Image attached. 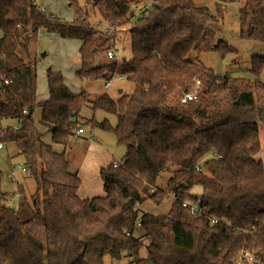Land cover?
Returning a JSON list of instances; mask_svg holds the SVG:
<instances>
[{
  "label": "trees",
  "instance_id": "1",
  "mask_svg": "<svg viewBox=\"0 0 264 264\" xmlns=\"http://www.w3.org/2000/svg\"><path fill=\"white\" fill-rule=\"evenodd\" d=\"M141 1L87 0L81 7L70 0L77 19L67 22L36 0H0V143L14 146L36 184L30 195L19 186L12 208L14 195L0 172V264H104L106 255L126 256L128 264H237L242 252L251 264H264V161L256 159L264 83L221 77L192 60L232 49L217 41L219 20L209 8L197 0H148V14H136L132 5ZM89 4L100 28L89 21ZM239 23L241 39L264 44V0H245ZM125 27L131 55L93 65ZM41 29L80 41V79L106 83L121 76L134 84L132 95L114 101L75 93L61 72L48 69L49 98L37 102L30 46ZM250 70L260 78L264 56H252ZM191 93L197 100L182 103ZM87 107L93 116L86 123L113 134L126 153L117 166L100 169L105 195L81 199L78 173L54 146L70 147ZM98 111L114 116L116 125L98 122ZM168 195L174 200L167 214H140L145 196L159 205ZM185 202H197L198 213Z\"/></svg>",
  "mask_w": 264,
  "mask_h": 264
},
{
  "label": "rangeland",
  "instance_id": "2",
  "mask_svg": "<svg viewBox=\"0 0 264 264\" xmlns=\"http://www.w3.org/2000/svg\"><path fill=\"white\" fill-rule=\"evenodd\" d=\"M52 1V0H49ZM81 7H85L87 0H77ZM42 2V1H41ZM56 8L57 16L67 22L76 20L75 11L72 7H69L70 0H53ZM245 0H240L237 3L229 5L218 6L215 0H197L199 6L207 7L211 10L213 14L218 16L219 24L216 28L217 41L223 40L229 43L232 47L231 52L228 53H217L214 51H209L202 53L200 55L193 54L192 60L195 62H200L206 65L208 68L212 69L218 76L221 77H233V78H243L250 81L259 80L264 83V73L260 78L256 79L251 73V57L254 55L264 56V44L251 41L249 39L240 38V23L239 16L242 11V7ZM152 3L148 0H143L141 2H135L132 8L135 10L136 14H148L149 10L147 8L151 7ZM88 10L90 11L91 24L98 27V23L101 21L97 12L88 5ZM48 12V11H47ZM52 13V16L55 15ZM100 28V27H98ZM101 29L110 30V27L104 24ZM121 32L116 36L118 41H116V46L121 57H129L131 55V39L129 34V28H120ZM39 32H47L44 29L39 30ZM63 40L60 37H52L50 40H44L33 38L32 44L30 46L32 61H37L36 63V86L40 80L46 79V71L48 69L59 71L65 77L66 85L73 91L77 93L88 92L91 95L99 96L105 92L104 81L91 82L88 80H82L76 76L77 69L81 66L78 51L75 50L77 44L76 41L70 40L67 43H62ZM69 47V48H68ZM109 62L107 53L100 54L99 58L93 63V65H101L102 63ZM197 88L200 84L197 82ZM119 86H124L125 91L121 94L130 96L134 92V84L128 81L126 78L124 80H117L115 77L111 82V88L107 89L110 95H115V88ZM85 112H89L90 117L93 116V112L88 109H84ZM39 110L36 112L35 116L38 117ZM95 118L98 122L104 119H109L110 123L114 126L116 125V118L105 114L102 111L96 112ZM259 124V134L260 140L263 148L259 155L256 157L257 160L264 161V124L258 121ZM87 125L85 124L84 127ZM98 129V128H96ZM87 130V129H86ZM97 134H105L110 140H113V144L118 148L117 160L120 161L121 152L125 150V146L117 142L113 134L102 131L101 129L95 131ZM88 134L89 130H88ZM48 140V135L46 137ZM8 147L9 149H6ZM16 153L13 145L5 146L3 150H0V172L3 173V187L14 197L9 201V206L16 208L18 204L17 191L19 186H22L28 195L33 194L36 190V184L34 180L27 175V172H22L18 170V166L22 167L23 158L20 156L14 157ZM120 155V156H119ZM13 156V157H12ZM12 157V159H11ZM15 170L16 174L11 179L10 173ZM9 173V174H7ZM9 178H8V177ZM166 185V180L163 181L161 185L164 188ZM152 193V192H151ZM193 193L200 198L202 189L200 187H195ZM145 200L140 205L141 215L143 213H149L153 215L167 214L173 203V197L168 195L161 204L157 205L153 200L145 196ZM138 227V226H137ZM137 235L140 234L139 229L137 230ZM145 243V241H144ZM142 257H146V250L141 251ZM129 260L126 256L121 259H112L109 255L104 257V264H128Z\"/></svg>",
  "mask_w": 264,
  "mask_h": 264
},
{
  "label": "crops",
  "instance_id": "3",
  "mask_svg": "<svg viewBox=\"0 0 264 264\" xmlns=\"http://www.w3.org/2000/svg\"><path fill=\"white\" fill-rule=\"evenodd\" d=\"M39 4L46 11L56 14V11H54L56 6L54 5L53 0L52 1L40 0ZM55 36L59 37L58 35L51 34L48 32H38L36 38L38 39L44 38V40H50L52 39V37H55ZM62 40H63L62 43H67L68 41H70L69 39H62ZM73 41L77 42L75 46V50L78 51L81 43L80 41H77V40H73ZM64 80H65V77H64ZM106 83L104 84L105 92H103V94H108L114 101H118L121 98V94L125 91L124 86H119V87L117 86L115 88V95L112 96L107 91V89L111 88V85L109 88H106L105 87ZM120 90H122V92H120ZM73 92L77 93V91H73ZM86 93L88 92L86 91ZM48 98H49V91H48L47 77H46V79L44 80L41 79L40 82H38L36 86V101L42 102V101L47 100ZM84 109L91 110L88 107ZM84 109L81 114L83 120L80 121L84 129L83 133L78 134L76 131V135L70 141L69 148L64 149L62 146H54V149L57 152H64L70 163L71 170L73 172L78 173L81 179V185L77 192L79 198L90 199L96 196L105 195V192L103 189V182L100 177V169L102 167H108L111 164L120 163L124 158V155L126 153V148L123 153L121 152L122 155L121 157H119L121 159L120 161H118L117 160V156L119 154L118 148L116 147L115 144H113L112 142L113 140H110V138H108V136H105V134L96 135L95 131L99 129L92 128L91 125L86 123V121L90 120L92 117H90L91 115H89V112H85ZM40 116L41 114L39 111L38 117L36 118L37 124L39 123ZM5 123L12 124L13 121L8 120V121H5ZM85 124L87 125L86 127H84ZM88 130L90 134H88ZM46 137L44 141L47 144H51V137L48 136L49 138L48 140L46 139ZM4 148L0 150H3ZM6 149H9V148L6 147ZM248 263L251 264L252 262H248Z\"/></svg>",
  "mask_w": 264,
  "mask_h": 264
},
{
  "label": "built area",
  "instance_id": "4",
  "mask_svg": "<svg viewBox=\"0 0 264 264\" xmlns=\"http://www.w3.org/2000/svg\"><path fill=\"white\" fill-rule=\"evenodd\" d=\"M36 1L39 2L40 0H36ZM52 17H54V15ZM116 47L117 46L115 45L114 47H112L110 50L107 51V57L110 60H113V61L118 62V61L121 60V56H120L119 51H118V49ZM116 78L119 81L123 79V77H121V76L120 77H116ZM111 82L112 81L107 82L105 87L106 88H109L110 85H111ZM5 83L8 84L9 82L8 81H5ZM195 100H197L196 94L191 93V94L184 95L182 97V99H181V102L182 103H186L188 101H195ZM77 133L78 134H82L83 133V128L82 129H78L77 130ZM4 146L5 145L3 143H0V149L4 148ZM118 164L119 163H115L114 166H117ZM18 170H20L22 172H25L26 171V169L24 167H20V166H18ZM15 174H16V171L13 170L10 173V177L13 178V176H15ZM183 206L185 208H190V211H191L192 214H196L200 210V206L198 205L197 202H191V203L185 202V203H183ZM213 222H216V220H213ZM245 259L248 262H252L253 261V258L251 257V255L248 252H242L239 255L238 259H237V264H243V262H244Z\"/></svg>",
  "mask_w": 264,
  "mask_h": 264
},
{
  "label": "water",
  "instance_id": "5",
  "mask_svg": "<svg viewBox=\"0 0 264 264\" xmlns=\"http://www.w3.org/2000/svg\"><path fill=\"white\" fill-rule=\"evenodd\" d=\"M120 92H122V90H120Z\"/></svg>",
  "mask_w": 264,
  "mask_h": 264
}]
</instances>
